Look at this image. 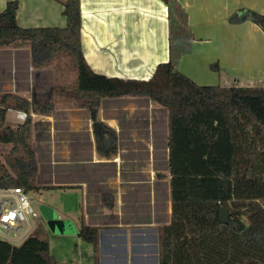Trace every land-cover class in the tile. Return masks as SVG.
I'll list each match as a JSON object with an SVG mask.
<instances>
[{
  "label": "crops",
  "instance_id": "obj_1",
  "mask_svg": "<svg viewBox=\"0 0 264 264\" xmlns=\"http://www.w3.org/2000/svg\"><path fill=\"white\" fill-rule=\"evenodd\" d=\"M8 1L0 0V12ZM11 1L18 2L17 22L23 28L67 25L63 0ZM177 1L188 13L195 38L191 51L178 61L180 72L199 85L225 87L254 81L257 74L264 77V31L249 19L239 22L246 10L264 15V0ZM81 13V49L96 73L145 81L159 64L169 61V10L163 0H81ZM0 49L5 54L0 95L14 94L31 105L47 103L46 97L57 98V106H50L48 115L31 112L30 144L38 162L36 179L43 169L35 152V135L45 154L44 178H40L47 182L37 185L59 186L55 190L66 193L74 203L60 207L59 216L76 231L59 236L78 238L74 241L81 244L78 233L85 223L99 233L97 247H83L89 264H159V229L171 221L172 202L170 185L167 198L159 192L157 197L152 195L151 182L166 178V172H159L163 160L169 183L171 180L167 109L147 97H108L96 110L78 108L68 93H57L54 81L47 86L43 77L51 67L33 65L28 43ZM214 64H219L218 71H212ZM164 111L167 127L163 139L157 114ZM17 112L10 109L6 115L12 128L22 124ZM55 123L60 124V146L53 148L44 137L54 132ZM39 126L42 135L37 133ZM47 147H52L51 152ZM166 213L170 214L168 222L164 221ZM49 258L53 264L59 263L54 256Z\"/></svg>",
  "mask_w": 264,
  "mask_h": 264
},
{
  "label": "trees",
  "instance_id": "obj_2",
  "mask_svg": "<svg viewBox=\"0 0 264 264\" xmlns=\"http://www.w3.org/2000/svg\"><path fill=\"white\" fill-rule=\"evenodd\" d=\"M163 1L169 10L170 59L145 81L107 77L87 64L81 0L62 1L65 28H23L17 22L18 2L8 1L0 12V48L28 43L37 68L67 57L78 76L58 86L57 93H68L78 108L96 110L108 97H147L167 109L172 216L159 229V264H264V87L199 85L180 72L178 61L195 38L182 5ZM248 19L264 31V15L246 10L239 22ZM218 65L212 69L218 71ZM10 109L28 114L17 128L7 124ZM31 112L48 115L50 105L0 95V143L12 145L0 159V190L60 188L36 184ZM222 207L230 212L229 224L220 222ZM78 234L97 247L98 228L82 223ZM44 237L37 222L21 245L1 240L0 264H52Z\"/></svg>",
  "mask_w": 264,
  "mask_h": 264
},
{
  "label": "rangeland",
  "instance_id": "obj_3",
  "mask_svg": "<svg viewBox=\"0 0 264 264\" xmlns=\"http://www.w3.org/2000/svg\"><path fill=\"white\" fill-rule=\"evenodd\" d=\"M19 43H25V42H19ZM18 44V43H17ZM1 50V49H0ZM5 58V54L3 51L0 52V71L3 70V64L2 61H4ZM51 67L50 71L47 72V74H45V77H43V79L46 80L47 82V86L51 85L52 82L54 81L55 86H60V85H70L72 82H74L77 78V71L75 68L72 67V65L69 62V59L67 57H61L59 59H56L52 62L51 65L47 66V68ZM213 72H215L216 70H213ZM257 79H255L254 81H250V80H243V81H238L237 82V86L239 87H264V77L262 78H258L261 77L260 74L256 75ZM218 81V80H217ZM216 83V82H215ZM205 85H210V84H205ZM215 86V85H212ZM217 86V85H216ZM53 88H51L52 90ZM52 94V93H51ZM70 97V96H69ZM72 98V97H70ZM46 99L48 100V104L50 106H57V98L52 99L51 97H46ZM157 123H158V129H163V133L161 134L162 138L164 139V137L166 136V132L165 129L167 127V121H166V113L165 111L162 112V114L158 113L157 114ZM55 130L52 134H46V136L44 137V141H46L48 146H53V148L59 145L60 146V142H59V137H58V132L60 131V124L59 123H55ZM38 135H42V128H40L37 131ZM34 143H35V152H37V158L38 161L40 162V164L42 165V169L43 171L41 172V174H39L38 179H36V184H46L47 181H44L43 179H41L40 177L44 178V175L42 173H44L45 169L43 167H45L46 161H44L45 159V154H44V149L41 146H38V142L36 140V135L34 138ZM163 143L165 144V141H163ZM7 146H11V145H5V144H1L0 143V155L3 157L2 161L5 160V157L9 154V152L11 151V148L8 149ZM55 147V148H56ZM48 149V147H47ZM52 147L49 148L47 151L51 152ZM46 158H48L46 156ZM58 156L56 155L55 159L58 160ZM163 160V166H158L159 167V172H166L165 176L166 178L163 179L164 181H159L160 179H158V183L151 182V190H152V195H157V193L159 192V195L162 196H166V198L168 197V189H169V178L167 176V163ZM38 164V162H37ZM40 181V183H39ZM157 192V193H156ZM28 199L30 201V203L32 204V206L34 207V209L36 210V212H38V217L37 219L35 218H31L28 222H25L23 224V229L21 230L20 233L17 234H12L10 236H6L5 234H0V241L1 240H5L8 241L10 243H12L13 245L19 246L21 245L28 236H25V234L27 233L26 231L28 229H32L34 226H36L37 222H41L43 229H44V240L47 241L51 248L49 250V257L54 256L55 259H59V263L58 264H89L88 263V258L86 255V248L84 249L83 247H91L89 246V244L85 243L82 240H78L80 241L81 244H77L75 241V238L73 239L72 237L70 239H64V237H60L59 236V232L56 231L55 233L49 228L48 225V221L47 219L42 215V209L46 206V207H50L54 210L55 214L57 216H59V209L62 206H70L73 205V200L68 197V195L66 193H64L63 191H56V190H42L41 193H39L38 191H31V192H26ZM161 193V194H160ZM158 197V195H157ZM156 198V197H155ZM11 200H13V197H11ZM60 217V216H59ZM170 219V214L167 215L166 213V219L164 220L165 222L169 221ZM39 220V221H38ZM73 225V224H72ZM73 230L72 231H67L66 234H73L76 231V227L72 226ZM24 234V235H23ZM31 234V233H30ZM24 236L20 241H16V238H18L19 236ZM68 236V235H67ZM75 240V241H74ZM83 245V246H82ZM52 261V260H51ZM53 264V262H52Z\"/></svg>",
  "mask_w": 264,
  "mask_h": 264
},
{
  "label": "built area",
  "instance_id": "obj_4",
  "mask_svg": "<svg viewBox=\"0 0 264 264\" xmlns=\"http://www.w3.org/2000/svg\"><path fill=\"white\" fill-rule=\"evenodd\" d=\"M27 117L26 112H17V119L21 123H24ZM37 217L38 212L30 203L23 188L15 187L0 190V234L10 236L20 233L25 222L31 218L37 219Z\"/></svg>",
  "mask_w": 264,
  "mask_h": 264
},
{
  "label": "water",
  "instance_id": "obj_5",
  "mask_svg": "<svg viewBox=\"0 0 264 264\" xmlns=\"http://www.w3.org/2000/svg\"><path fill=\"white\" fill-rule=\"evenodd\" d=\"M220 222L224 224L230 223V212L223 207L220 210ZM42 215L47 219L49 228L55 233L58 231L60 234H65L67 231L73 230V225L70 221L61 219L57 216L54 210L50 207H44L42 209Z\"/></svg>",
  "mask_w": 264,
  "mask_h": 264
}]
</instances>
